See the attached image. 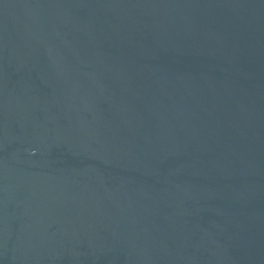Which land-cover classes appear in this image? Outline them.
Listing matches in <instances>:
<instances>
[{
  "label": "water",
  "instance_id": "water-1",
  "mask_svg": "<svg viewBox=\"0 0 264 264\" xmlns=\"http://www.w3.org/2000/svg\"><path fill=\"white\" fill-rule=\"evenodd\" d=\"M0 264H264V0H0Z\"/></svg>",
  "mask_w": 264,
  "mask_h": 264
}]
</instances>
